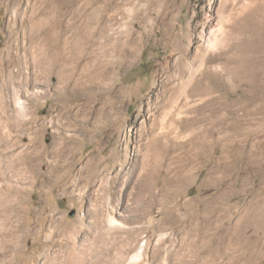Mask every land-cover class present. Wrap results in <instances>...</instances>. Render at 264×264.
Wrapping results in <instances>:
<instances>
[{
	"label": "rangeland",
	"instance_id": "374dc122",
	"mask_svg": "<svg viewBox=\"0 0 264 264\" xmlns=\"http://www.w3.org/2000/svg\"><path fill=\"white\" fill-rule=\"evenodd\" d=\"M52 30L55 37H46ZM48 63L50 96L26 101L29 115L46 121L43 145L53 131L48 122L83 121L70 119L67 108L58 111L76 105L70 89L85 99L112 82L123 105L98 147L82 145L80 160L95 150L104 160L126 154L123 171L131 177L143 154L138 135L148 143L152 128L156 135L161 126L167 130L149 148L161 160L153 177L161 182L150 179L140 194L143 241L165 234L175 264H264V0H0V122L9 91L21 95L45 83L36 72ZM68 75L75 77L66 82ZM106 75L110 80L100 82ZM106 97L92 100L93 121L104 118L99 108ZM30 131L19 136V148ZM118 170L119 163L105 174ZM126 185L133 192V182ZM73 191H36L23 205L45 207L53 221L46 229L64 223L49 243L47 231L19 232L16 264H42L43 252L83 216L88 199L78 201ZM151 197L154 206L146 208ZM64 252L56 264H69ZM99 253L94 259L106 264L109 257Z\"/></svg>",
	"mask_w": 264,
	"mask_h": 264
},
{
	"label": "bare ground",
	"instance_id": "6f19581e",
	"mask_svg": "<svg viewBox=\"0 0 264 264\" xmlns=\"http://www.w3.org/2000/svg\"><path fill=\"white\" fill-rule=\"evenodd\" d=\"M45 36L54 38L55 31H46ZM215 45L216 39L212 43V46ZM49 64L36 72L39 76H43L45 83H40V81L30 89H26L21 95L16 94L13 90L9 91L5 106L6 119L0 122V264L17 263L21 247L18 233L21 231H25L27 236L33 232L37 237L47 231L46 242L49 243L53 240L52 237L58 232L60 225H63L64 220L59 219L60 222L46 229L47 224L52 221V216L44 213L45 207L40 206L37 210L33 207L24 209L23 205H30L31 197L36 191L43 195L48 190L51 192L56 188H59L64 194L76 189V192L73 191L75 198L82 201L87 197L88 207L83 216H77L73 228L64 231L65 233L62 235L64 239L59 241L56 247L52 248L51 246L43 252L44 254L42 253V264H54L55 259L58 258L56 256L61 255L60 253L64 251H67L63 255L66 254L64 257L69 264H102L101 261L94 259L96 258L95 254L99 252L109 257L108 261H105L106 264H175L166 250L165 234H158L151 240H142L143 232L138 226L143 217L137 212L139 204L141 205L140 194L144 184L152 179L153 184L160 185L159 175L155 179L153 177L161 160L157 157L152 159L149 148L153 146L154 138L164 135L167 130L161 126L157 135L155 130L153 131L154 128L149 133L146 132L150 139L148 143L144 142L145 139L141 134L138 135L139 142L143 144V154L141 155V164L132 169L131 177L123 171L126 165V154L123 158L116 156L117 158L113 159L111 156L104 160L96 156V152L101 153L102 150H95L89 153L84 161L80 160L82 145L89 147L94 143L98 147L106 138L102 136L103 133L109 131V126L116 122L114 116L119 114L123 105L122 92L112 82V84L106 85L102 95L98 93L85 99L80 98V89H70L69 96L76 102V105L72 108L60 105L58 111L67 108L66 113L70 119L80 120L82 116L83 121L79 125L73 122L67 124L59 120L48 122L53 131L50 144L43 145L39 141V136L46 121L30 116L26 101L50 96L51 89L47 84L52 67ZM70 67L71 70L73 66L70 65ZM65 68L67 69V67ZM85 68L88 71L87 66ZM86 70L84 69V71ZM8 75L11 77L12 73ZM74 77L68 75L66 82ZM106 80H110L107 75L101 78L100 82ZM61 83L63 82L61 81ZM104 95L107 97L103 98L99 108L104 118L93 121L92 116L96 102L92 100ZM90 125L93 126L92 130L87 127ZM29 129L31 131L27 133V145L19 148V136ZM61 129L67 132V135L59 133ZM113 132H116V128L111 130V133ZM142 150L138 152L141 153ZM47 159L49 161L47 171L42 173L41 165ZM117 163L121 170H118L114 176L106 175L105 173L114 169V165ZM129 181L133 182L134 186L133 192L128 194L126 193V184ZM26 190L28 196L21 198L20 194ZM110 192H113V195ZM154 203V198L151 197L144 204L146 208H151ZM56 210L55 207L50 212L54 214ZM82 230H85L87 234L78 236ZM64 243L67 248L62 251ZM131 252L134 254L129 257Z\"/></svg>",
	"mask_w": 264,
	"mask_h": 264
}]
</instances>
